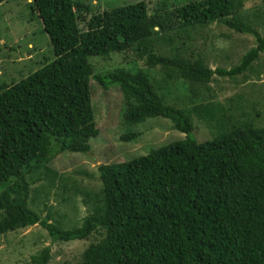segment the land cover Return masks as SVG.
<instances>
[{"label":"trees","instance_id":"1","mask_svg":"<svg viewBox=\"0 0 264 264\" xmlns=\"http://www.w3.org/2000/svg\"><path fill=\"white\" fill-rule=\"evenodd\" d=\"M31 2L53 58L18 81L0 82V235L40 224L52 241L92 237L80 264H264V126L246 117L231 120L233 115L227 126L222 106L178 108L158 93L175 80L204 86L216 73L233 77L252 70L264 35L239 16L242 0H161L152 11L139 1L89 17L90 6L76 0ZM215 21L255 37L238 65L212 69L200 58L182 57L175 46L171 56L158 52V40L183 45L190 32ZM127 50L145 67L94 72L92 57ZM158 66L160 81L148 73ZM90 80L119 87L125 125L160 116L185 136L99 165L102 187L91 211L80 226L62 229L29 206V188L42 178L53 184L46 164L56 154L89 152V140L98 134ZM193 115L216 121V134L199 142ZM49 259L45 246L25 264Z\"/></svg>","mask_w":264,"mask_h":264},{"label":"rangeland","instance_id":"2","mask_svg":"<svg viewBox=\"0 0 264 264\" xmlns=\"http://www.w3.org/2000/svg\"><path fill=\"white\" fill-rule=\"evenodd\" d=\"M32 0H0V82L10 83L25 77L37 69L45 59L53 58L52 46L44 30L42 20L32 8ZM90 6L91 13L101 12L121 5L144 1L152 11L161 0H76ZM188 0H168L169 3ZM239 16L244 23L264 35V0H242ZM85 23L79 22L83 29ZM174 32V31H173ZM171 34V33H170ZM169 35V34H167ZM191 38L182 45L179 39L170 44L158 40V52L171 56L175 46L182 57L202 59L210 68L230 69L240 63L243 54L253 47L255 37L239 32L223 21H215L190 32ZM179 36L187 34L181 33ZM90 62L96 73H105L116 67L143 68L131 50L111 53L106 57L94 56ZM158 68L150 69L152 78L160 81ZM91 101L94 107L98 134L89 140L87 153L64 151L53 156L46 164L53 184L42 178L30 184L28 204L42 218L57 224L62 229L81 225L91 211L92 203L99 196L101 181L98 166L127 161L146 154L150 149L184 138L173 123L164 117H153L127 126L122 122L123 98L118 86L103 87L90 80ZM194 90L193 96L190 90ZM159 95L167 103L178 108H189L210 103L222 106L226 111L227 126L239 117L253 120L255 126H264V51L252 63V70L228 75L214 74L207 85H190L187 81L175 80L162 87ZM230 114V115H228ZM233 115L234 119H229ZM194 137L200 142L216 134V121L205 122L191 117ZM137 131L132 140H122L121 135ZM93 240L52 241L40 224L19 228L0 235V264H25L33 254L45 246L50 248L47 264H80L83 250Z\"/></svg>","mask_w":264,"mask_h":264}]
</instances>
